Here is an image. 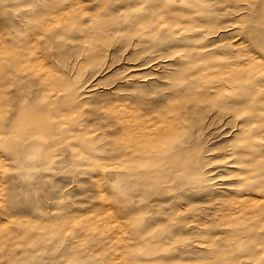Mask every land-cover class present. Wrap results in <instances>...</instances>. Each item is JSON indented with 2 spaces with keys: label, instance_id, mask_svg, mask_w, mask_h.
<instances>
[{
  "label": "rangeland",
  "instance_id": "1",
  "mask_svg": "<svg viewBox=\"0 0 264 264\" xmlns=\"http://www.w3.org/2000/svg\"><path fill=\"white\" fill-rule=\"evenodd\" d=\"M73 1L78 21L51 30L44 41L54 66L73 83L84 75V82L96 83L97 90L72 119L82 123L86 139V132L97 128L93 135L99 137L116 131L107 106L125 103L142 113L169 111L176 95L186 94L187 79L174 77L180 70L202 75L199 83L212 84L215 91L232 80V73H240L244 81L226 83L232 86L228 96L214 105L202 103L189 111L183 106L187 128L180 142L186 141L185 150L173 142L158 153L165 166L159 171L166 175L148 183L114 172L109 144L95 147L102 152V166H108L102 170L75 152L48 159L41 138L22 142L23 149L15 143L16 148L0 150L7 168L0 177L4 263L116 264L126 248L121 243L114 247L113 232L83 228L108 200L127 216L121 232L131 234V259L121 258L118 264H264V218L229 214L241 199L261 204L264 217V170L247 179L236 166L215 171L212 183L194 184L181 176L169 179L178 171L171 161L166 163L167 154L183 151L179 171L200 160L211 169L237 160L230 152L245 135L234 136L233 130L243 129L248 105L264 106V70L245 64L255 56L264 58V0ZM64 2L0 0V27L26 35L33 21L62 9ZM177 16L183 20L174 21ZM24 83L7 88L13 108L8 117H17L23 91L27 100L46 103L41 84ZM257 156L264 167V147Z\"/></svg>",
  "mask_w": 264,
  "mask_h": 264
},
{
  "label": "bare ground",
  "instance_id": "2",
  "mask_svg": "<svg viewBox=\"0 0 264 264\" xmlns=\"http://www.w3.org/2000/svg\"><path fill=\"white\" fill-rule=\"evenodd\" d=\"M73 2V0H65L62 9L51 15L41 16L39 21H33V28L28 30L26 35L21 29H9L8 32H4L0 27V150H7V147L10 149L11 146L16 148L15 143H19L18 148L23 149L22 142L41 138L49 150L48 159L55 161L58 156L64 155L68 158V154L75 152L86 162L96 166L98 168L96 170H102L108 166H102V152L95 150V147L98 148L97 144H109L115 153V156L109 159L115 160L110 165L111 169H115L114 172H127L130 177L137 178L143 183H148L158 176L164 177L166 174L159 170L165 166L163 158H160L158 153H162L173 142H176L179 149L185 150L186 141L180 142L187 128L183 106L187 104V111H189L202 103L214 105L215 101L228 96L232 86L229 87L226 83H241L244 81L243 76L237 72L232 73L230 75L232 80L227 81L224 86L218 87L215 91L212 89V84L206 87L202 82L199 83V80H203L202 75L194 76L187 72L181 73L180 70L174 73V77L176 80L187 79L188 83L184 82L186 94L176 95L169 111L145 110L142 113V108L125 103L107 106L105 111L112 119L116 131L99 137L98 134L93 135L99 130L97 128L87 131L86 134L89 137L86 139V135L82 132L84 130L82 123L74 122L72 119L81 111V104L88 99L89 94L95 91L96 83L84 82L85 75L77 84L73 83L68 73L54 66L55 61L45 46L46 39L44 41V38L49 39L46 34L51 30H57V27L78 21L80 15ZM173 20L182 21L183 17H173ZM245 64L258 68L259 73L264 70L262 56H255ZM225 72L222 71V73ZM29 80L37 81L44 87L43 96L46 99V105L27 100V93L23 91L18 102L17 117H8L13 108L9 106L11 95L7 88L16 84L26 85L24 82ZM262 86L264 87V84ZM19 88L22 89V87ZM31 94L34 95L33 90ZM246 101L247 99L243 101V104ZM245 110L247 117L242 121L243 129H234L232 133L234 136L245 135V138L241 139L242 142L236 145L235 151L230 152L235 156L236 161H229L211 169V167L208 168L209 162L201 164L200 160L191 162L185 167V171H179L180 158L184 151L176 155L167 154L166 163L171 161L178 171L169 179L181 176L194 184H208L214 180L215 171L232 169L236 166L243 171L247 179L252 178L253 172L262 173L264 167L258 162L257 152L264 147V106L261 107L252 102ZM245 127L247 132H244ZM207 160L209 159L205 157V161ZM0 164L3 165L0 170L1 177L7 172L1 151ZM261 208V204L250 205L246 200L239 199L231 205L229 214L235 213L237 218H248L249 215L250 219H260L264 218ZM113 210L114 205L106 200L101 211L90 215L88 225L83 228L86 232L90 228L96 234H100L99 228L101 230L107 228V231L113 232L111 243H116L114 247L121 243L126 248L123 256L119 255L115 258L118 264L121 258L126 261L131 259V234L125 236V230L121 232V228L127 224V216ZM59 223L61 222L57 224ZM4 261L5 258L0 256V264L7 263Z\"/></svg>",
  "mask_w": 264,
  "mask_h": 264
}]
</instances>
